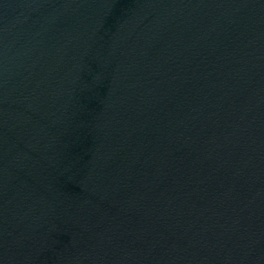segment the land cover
Here are the masks:
<instances>
[{
  "label": "water",
  "instance_id": "water-1",
  "mask_svg": "<svg viewBox=\"0 0 264 264\" xmlns=\"http://www.w3.org/2000/svg\"><path fill=\"white\" fill-rule=\"evenodd\" d=\"M0 264H264V0H0Z\"/></svg>",
  "mask_w": 264,
  "mask_h": 264
}]
</instances>
